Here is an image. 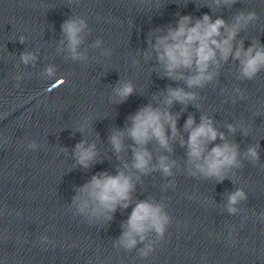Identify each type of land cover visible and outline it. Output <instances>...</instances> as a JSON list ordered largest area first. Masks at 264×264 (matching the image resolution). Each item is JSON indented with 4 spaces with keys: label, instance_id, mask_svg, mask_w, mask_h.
Segmentation results:
<instances>
[{
    "label": "water",
    "instance_id": "water-1",
    "mask_svg": "<svg viewBox=\"0 0 264 264\" xmlns=\"http://www.w3.org/2000/svg\"><path fill=\"white\" fill-rule=\"evenodd\" d=\"M211 0H0V264H264V168L244 161L235 177L222 183L193 178L184 167L185 149L173 144V159L178 167L174 177L159 172L142 177L134 197L157 200L166 198L167 211L173 217L163 242L147 259L135 251H117L112 240L121 234V223L131 212L117 210L109 223H88L69 211L76 189L101 171L115 174L119 162L110 151L108 136L114 128L123 129L127 117L148 104L153 95L176 82L156 71L155 59L146 60L148 33L169 24L175 26L178 15L200 17L222 16L231 21L239 10H255L260 19L240 33L245 48L252 41L264 44V0H238L231 10L202 5ZM72 15L85 18L91 34L86 38L88 62L66 60V52H58L62 39L61 24ZM99 17V19H98ZM25 36L24 44L19 36ZM102 38L104 48L112 50L101 57L99 49L89 45ZM36 52V65H20L19 54ZM133 59L139 61L133 64ZM53 64L57 75L44 79V67ZM30 74L15 86L13 76ZM235 66L230 61L221 69L217 82L196 89L201 96L198 110L189 105H173V113L181 112L177 127L189 115L197 123L201 114L213 116L217 127L243 152L251 144H260V164H264V71L254 80L234 78ZM67 77L64 83L58 80ZM119 80H131L136 92L127 101L114 104L109 100ZM234 86L245 91V99L233 101ZM51 89V90H49ZM90 117L89 127L77 131L83 117ZM245 122L248 137L240 130L229 134L225 125ZM185 138L187 133L184 134ZM5 138H11L4 144ZM82 139L95 142L99 150L97 163L90 169L75 167L72 150ZM25 140H36L39 148L23 147ZM130 143V141H126ZM219 143V141H217ZM61 147L68 152H61ZM130 159V153L125 156ZM175 179V188L163 186ZM243 188L248 201L238 207L241 212L229 215L224 209L225 194ZM193 197L189 199V197ZM16 212H21L17 215ZM255 213V214H254ZM248 216L245 221L244 216ZM235 226V240L227 239V225ZM54 226V227H53ZM46 234L57 241L37 243ZM71 246V247H69Z\"/></svg>",
    "mask_w": 264,
    "mask_h": 264
},
{
    "label": "clouds",
    "instance_id": "clouds-1",
    "mask_svg": "<svg viewBox=\"0 0 264 264\" xmlns=\"http://www.w3.org/2000/svg\"><path fill=\"white\" fill-rule=\"evenodd\" d=\"M77 2L69 0L70 4ZM237 3L238 0H211V3L201 7H208L213 14V9L231 10ZM177 15L175 26L169 24L148 33L149 47L142 55L146 60L155 59L156 71L162 72L163 78L183 86L168 85L159 95H153L148 104L129 115L123 129L114 128L110 131V151L119 162L115 174L101 171L92 175L90 180L76 189V195L69 205L73 216L83 217L90 224L99 221L107 224L113 220L118 209L123 211L131 207L127 220L121 223V234L112 240V247L127 253L135 251L140 259L149 258L156 251V246L164 241L173 217L167 211L166 198L136 199L134 193L144 176L154 172H159L165 178L175 176L173 170L179 165L171 156L174 143L186 150L184 167L187 175L193 178L222 183L225 179L235 177L237 170L244 167V161L264 168V164H260V144H251L242 152L239 144L230 140L217 127L213 116L201 114L197 123L195 117L189 115L183 129L177 127L181 112L190 104L200 110L201 105L197 102L201 96L196 89L217 82L222 67L230 61L235 66L234 78L239 81L254 80L264 71V44L259 40L252 41L245 48V40L238 39L241 32L259 21L258 13L255 10H239L230 22L220 15H216L215 19L209 14L200 17ZM91 31L85 18L72 15L61 24L62 39L58 42L57 51L66 52V60L88 62V49L81 48ZM18 41L24 44L26 37L21 35ZM103 43L102 38H97L89 47L99 49L101 57L111 56L112 50L104 48ZM38 59L36 52L25 50L19 54V63L15 67L19 69L21 64L34 67ZM132 62L139 64L136 59ZM56 75L57 67L53 64L44 67L41 73L44 79H53ZM25 76L31 75L17 71L13 76L17 88ZM65 79L67 77L58 81L64 83ZM232 91L235 93L234 102L237 98H246L245 91L240 87L234 86ZM135 92L136 86L131 80H119L112 88L109 100L114 104L124 103ZM175 104L182 105L181 112L171 111ZM89 124L90 117H83L77 131L83 134ZM225 127L229 134L235 135L239 129L244 137L249 135L243 120L238 124L227 123ZM10 139L5 138L3 143H10ZM22 146L30 151L40 147L36 140H25ZM61 152H68V149L61 147ZM129 153L130 159H125ZM71 155L75 167L87 170L97 163L99 150L95 142L89 143L87 139H82L75 145ZM175 186V179H170L163 188L167 190ZM247 201L248 195L244 189L236 187L225 194L223 207L229 215L235 216L242 211L238 206ZM16 214L21 215V212ZM247 219L245 215L244 220ZM258 219L264 222V212L259 214ZM227 228V239L235 244V226L229 224ZM36 242L41 245L52 244L54 247L57 244L46 234L40 235ZM88 264H92L91 260Z\"/></svg>",
    "mask_w": 264,
    "mask_h": 264
}]
</instances>
